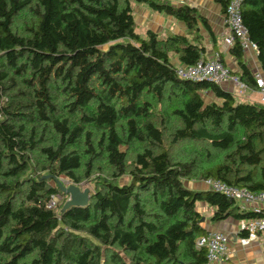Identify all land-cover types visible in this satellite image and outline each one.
<instances>
[{"label":"trees","instance_id":"obj_1","mask_svg":"<svg viewBox=\"0 0 264 264\" xmlns=\"http://www.w3.org/2000/svg\"><path fill=\"white\" fill-rule=\"evenodd\" d=\"M132 2L190 29L200 17L166 0H0V264H206L197 202L210 221L264 214L184 184L264 191V104L178 76L168 53L188 65L203 48L141 35ZM240 16L264 73V0ZM44 174L90 182L87 205L49 206L62 192Z\"/></svg>","mask_w":264,"mask_h":264},{"label":"crops","instance_id":"obj_2","mask_svg":"<svg viewBox=\"0 0 264 264\" xmlns=\"http://www.w3.org/2000/svg\"><path fill=\"white\" fill-rule=\"evenodd\" d=\"M173 5L187 4L196 9L198 20L195 27L190 29L187 25L165 12L152 10L144 3V13L140 14V23L144 24V33L147 29L158 34L160 38L171 35H185L190 41L203 48L199 59L209 60L218 54L221 61L232 72H239L240 68L236 58L231 55L230 47L223 42L225 26L223 23V10L221 4L216 0H166ZM134 13V12H133ZM137 15L134 13V18ZM201 18V19H200ZM257 51L253 48L242 49V62L252 72L253 77L259 74L264 78V73L257 58ZM168 60L174 66L184 65L175 52L168 53ZM222 89L233 93L235 87L231 82L219 85ZM205 101L218 100L211 91L202 92ZM234 94V93H233ZM238 101L260 102V95L256 84L248 87L243 94L237 96ZM262 103V102H261ZM264 104V103H263ZM191 189H207L203 180L184 181ZM238 203V202H237ZM239 204V203H238ZM258 206L264 210V200L246 206L252 209ZM196 209L202 214L201 225L207 230H219L230 236L228 242L229 259L226 262H211L209 264H264V235L260 234L257 239L250 241L247 245H241L237 240L239 219L232 216L219 221H210L213 207L204 201L197 202Z\"/></svg>","mask_w":264,"mask_h":264},{"label":"built area","instance_id":"obj_3","mask_svg":"<svg viewBox=\"0 0 264 264\" xmlns=\"http://www.w3.org/2000/svg\"><path fill=\"white\" fill-rule=\"evenodd\" d=\"M242 0H228L224 14L223 23L225 33L223 42L227 46L238 43L242 49L253 48L257 51V46L248 35V30L242 22L240 16V5ZM178 76L193 81H209L217 85L224 82H231L235 87L234 95L240 96L248 88L238 75L232 72L223 64L218 54L209 60L198 59L193 64L180 65L175 69ZM260 102L264 103V78L259 74L254 76ZM204 185L211 190L221 192L227 197L237 201L241 208H246L252 203L264 200V191L253 193L245 187L228 185L222 181L206 178L203 179ZM51 206V203H48ZM254 212L263 210L258 206L252 208ZM264 235V214L248 218L239 219L237 240L241 245H247L258 236ZM230 236L219 230H207L195 240L196 247L206 248V264L211 262L223 263L229 259L228 242Z\"/></svg>","mask_w":264,"mask_h":264},{"label":"rangeland","instance_id":"obj_4","mask_svg":"<svg viewBox=\"0 0 264 264\" xmlns=\"http://www.w3.org/2000/svg\"><path fill=\"white\" fill-rule=\"evenodd\" d=\"M132 8H133V12L136 13L137 17L135 19V22H136V30L138 31V33H140L141 35H143V32H144V24H142V22L140 23V17L139 15L140 14H143L144 13V3H137V2H132ZM43 178L45 179H48V183L52 186L56 185V182H55V178L51 177L49 174H44L42 176ZM124 179H122V181H125V179L127 177H123ZM57 179H59L65 186L72 183L70 182L68 179H66L65 177L63 176H59L57 177ZM186 181H193V180H186ZM194 181H197V180H194ZM80 186V188H83V187H88L90 190H92V185L90 184V182L88 181H82L78 184ZM57 186V185H56ZM68 198V195L64 194V193H57L55 195L52 196V198L50 199V203H51V206H57L58 204L63 205L64 201Z\"/></svg>","mask_w":264,"mask_h":264},{"label":"water","instance_id":"obj_5","mask_svg":"<svg viewBox=\"0 0 264 264\" xmlns=\"http://www.w3.org/2000/svg\"><path fill=\"white\" fill-rule=\"evenodd\" d=\"M55 182L59 190L68 195V198L64 201L61 210H65L71 206L81 207L87 205L90 194V189L88 187L80 188V186L75 183H70L65 186L57 178H55Z\"/></svg>","mask_w":264,"mask_h":264}]
</instances>
